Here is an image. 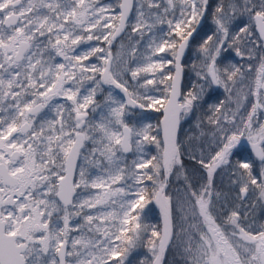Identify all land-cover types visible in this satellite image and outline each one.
Segmentation results:
<instances>
[{
	"label": "snow or ice",
	"instance_id": "obj_1",
	"mask_svg": "<svg viewBox=\"0 0 264 264\" xmlns=\"http://www.w3.org/2000/svg\"><path fill=\"white\" fill-rule=\"evenodd\" d=\"M118 8L99 0H0V264H132L149 232L141 216L153 201L164 229L151 227V256L139 264H163L176 235L164 189L184 168L177 134L181 120L205 106L208 132L190 138L186 151L206 176L185 186L191 222L180 226L181 255L185 264H264V223L254 219L257 208L264 215V0H120ZM118 37L128 44L114 56ZM194 42L199 63L185 90L183 61ZM233 51L259 56L255 87L243 95L237 86L252 64L246 71L225 63ZM142 74L152 78L141 83ZM221 89L224 99L209 104L206 97ZM146 109L162 111L159 158H145L147 144L161 147L154 126L141 123ZM86 142L101 174L80 167L75 181L77 159L88 160ZM246 144L255 160L244 155ZM217 176L227 177V190ZM81 186L103 191L75 199ZM76 217L83 223H71Z\"/></svg>",
	"mask_w": 264,
	"mask_h": 264
},
{
	"label": "rangeland",
	"instance_id": "obj_2",
	"mask_svg": "<svg viewBox=\"0 0 264 264\" xmlns=\"http://www.w3.org/2000/svg\"><path fill=\"white\" fill-rule=\"evenodd\" d=\"M99 2L101 4L112 5L113 10L116 13H118L119 0H99ZM134 15L135 13L133 12L131 14L130 19H132ZM245 19L247 18L245 17ZM207 27H209L208 29L212 27L210 20L208 21ZM126 31H128V29ZM90 43H95V42H90ZM121 43H123L126 47L128 44L127 38L125 37L123 41H121V38H120L117 41L113 42L111 50L114 56L121 52ZM84 50H86V46H81L80 51H84ZM140 51L146 52V49L144 47H141ZM160 55H163V54H160ZM258 60H259V56H256V58L252 60H248L247 57L242 59L241 57L236 56L234 51L229 53L227 56L225 63H238L240 65H243L246 71H247V65L249 63L252 64V71L246 75V77L243 80V83L238 84L237 86V89L240 90L241 95H243L244 93H247L249 88L255 87L256 72L259 67ZM91 62L96 63V64L102 63L101 61L97 60L95 57L91 58ZM183 62L185 63L186 67H185V73L182 77V87L186 90L187 87H189L191 83L195 80L194 74L190 70L191 65L192 63H197V64L199 63V61L196 58L195 44H193V47H191L190 49L186 51ZM168 67H171V66H168ZM143 75H147L148 78H152L151 74H142L141 83L143 82ZM129 82L130 84L135 83L131 81L130 79H129ZM104 87L105 89L108 88L107 85H105ZM159 87L163 89L164 85H160ZM106 95H107V92L105 91L103 95H98L97 98L100 100H103ZM113 95H116L122 99L124 98V94L120 92L119 89H115L113 91ZM156 95H160V93H156ZM217 98L224 99V94H223L222 89L219 91H214L210 97H206L209 104L214 103ZM253 100L254 98L249 96L248 100L244 101L245 109L250 110V102ZM58 102L63 103L62 98L58 99ZM231 107L235 109L236 107L235 103H233ZM245 109H241V111H244ZM151 110L152 109L143 110V119L141 120V123H144V124L150 123L153 125L152 120L147 118L148 117L147 113ZM203 111H207V106H205V109ZM203 111L198 110L195 113V115L190 114L188 117L183 118L180 123V127H179L180 132L178 131L179 133L178 141L181 142L182 151H185V154L182 156L184 168L183 170H180L179 172H177L174 169L173 174L169 176L168 178L167 187L164 189V194L171 197L172 199L173 232L176 233V235H174L173 240L165 253L163 264H185V258L181 255V253L183 251V245L187 241V237L180 231V226L183 224L184 228L187 229L188 223L191 222V221H186L184 219L186 213L187 215L190 216V205L187 204L186 202L187 197L185 194V186H186V183L188 182H191L194 185H198L200 182H202L203 178L206 176L205 171L200 168L199 164L196 163V161L191 159L190 155L187 154L186 150L188 149L190 138H201L202 130L204 132H208L207 118L203 116ZM200 118L204 119V126L202 127L197 126ZM133 119L135 121L136 118L134 117ZM201 139H204V138H201ZM207 140H210V136L207 138ZM207 140L204 141L206 146H207ZM197 142L199 143L201 142V140H197ZM92 147L93 145L91 144V142H86L85 148L82 149V153L84 155H88V160H85L82 157L79 158L77 170H76V176H75V178H77V181L79 180L78 172H79L80 167H84L86 171L90 173L92 176L101 174L100 169L95 167L92 163H90V161L93 159L91 155ZM161 148L159 151V157H161ZM244 155L248 158H250V156H253L255 160V156L254 154L250 153V148L247 144L244 147ZM125 158L128 164H131V161L135 158V156L133 155V153H128V154H125ZM256 167L258 170L259 168L258 161H256ZM185 176L188 177V181L185 180ZM216 186L223 187L225 190H227V187H228L227 177L217 176ZM102 191L103 190L99 189L97 194L101 193ZM234 194L235 193H233V195ZM254 219L257 224L264 223V215L261 214V211L259 208H257ZM72 223H76V222H72ZM61 225H62V222H61ZM77 234L78 233L74 232L71 235L75 236ZM147 254L149 255V257L151 256V253L149 251H147Z\"/></svg>",
	"mask_w": 264,
	"mask_h": 264
},
{
	"label": "trees",
	"instance_id": "obj_3",
	"mask_svg": "<svg viewBox=\"0 0 264 264\" xmlns=\"http://www.w3.org/2000/svg\"><path fill=\"white\" fill-rule=\"evenodd\" d=\"M147 116H148L147 118H149L153 122L154 129H153L152 135H155L157 139L161 141L159 119L162 116V111L156 112L155 110L152 109L151 111L147 113ZM177 138H179V133L177 135ZM161 146H162V143H161ZM160 148H157V146L154 143L147 144L145 148V153H146L145 158L146 159L151 158L152 156H156L159 158ZM153 163H155V161H153ZM149 167H151V165H149ZM146 183L148 184V187L151 190L152 189L151 182L146 181ZM145 211H146V215H142L141 220L145 225L149 226V232L147 236L145 237L143 244L137 247L131 254L130 260L132 264H139V261L141 259L145 257H149V255L147 254V251H148L147 243H148V237H150V234H151V227H155L157 230L160 231V226H161L160 215L156 207L153 205V203L148 204L146 206Z\"/></svg>",
	"mask_w": 264,
	"mask_h": 264
},
{
	"label": "flooded vegetation",
	"instance_id": "obj_4",
	"mask_svg": "<svg viewBox=\"0 0 264 264\" xmlns=\"http://www.w3.org/2000/svg\"><path fill=\"white\" fill-rule=\"evenodd\" d=\"M208 25V22H206L205 24V30H207L209 27H207ZM199 40V37H197V41ZM195 44V42L193 43ZM250 159H253L254 160V157L253 156H250ZM78 161H79V158H78ZM77 165H78V162H77ZM77 170V168H76ZM75 176H76V172H75ZM74 180L77 181V178L74 177ZM99 189H92V188H89V189H84L83 186H81L80 188L76 189V195H75V199H79V200H83V199H86L88 198L90 195H94V194H97ZM86 212H95L94 209H85ZM72 222H80V223H83V220L80 218V217H76L75 219H73L71 221Z\"/></svg>",
	"mask_w": 264,
	"mask_h": 264
},
{
	"label": "water",
	"instance_id": "obj_5",
	"mask_svg": "<svg viewBox=\"0 0 264 264\" xmlns=\"http://www.w3.org/2000/svg\"><path fill=\"white\" fill-rule=\"evenodd\" d=\"M119 2H120V0H119ZM118 5H119V3H118ZM118 10H119V8H118ZM130 17H131V15H130ZM127 29H125V31H126ZM121 35H123V34H121ZM118 39H120V37H118L117 38V40ZM115 42V41H114ZM173 72H174V69H173ZM163 121V115L160 117V120H159V123H160V129H161V140H162V147H163V131H162V122ZM161 156H162V152H161ZM77 162H78V159H77ZM76 162V163H77ZM161 163H162V160H161ZM74 177H75V173L73 174V180H74ZM153 203H154V205H155V207L158 209V211H159V213H160V215H161V229H160V232L162 233L163 232V229H164V220H163V217H162V214H161V212H160V209H159V206L158 205H156L155 204V202L153 201ZM171 244V243H170ZM169 247V246H168Z\"/></svg>",
	"mask_w": 264,
	"mask_h": 264
},
{
	"label": "bare ground",
	"instance_id": "obj_6",
	"mask_svg": "<svg viewBox=\"0 0 264 264\" xmlns=\"http://www.w3.org/2000/svg\"><path fill=\"white\" fill-rule=\"evenodd\" d=\"M160 120V119H159ZM160 124V123H159ZM178 135V134H177ZM160 137H161V129H160ZM161 143H162V140H161ZM162 147V146H161ZM161 152H162V148H161ZM153 203V202H152ZM153 205H154V203H153ZM155 206V205H154ZM157 209V208H156ZM158 210V209H157ZM158 213H159V211H158ZM159 215H160V213H159ZM160 221H161V215H160ZM160 229H161V226H160Z\"/></svg>",
	"mask_w": 264,
	"mask_h": 264
}]
</instances>
